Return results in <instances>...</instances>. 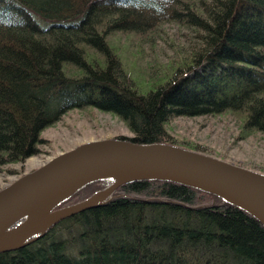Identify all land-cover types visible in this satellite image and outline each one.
<instances>
[{
    "label": "trees",
    "instance_id": "1",
    "mask_svg": "<svg viewBox=\"0 0 264 264\" xmlns=\"http://www.w3.org/2000/svg\"><path fill=\"white\" fill-rule=\"evenodd\" d=\"M163 20L195 26L202 46L141 93L106 38ZM88 48L105 61H89ZM90 105L118 115L136 134L121 138L142 144L173 143L166 124L174 117L224 111L264 132V0H0V167L38 154L43 130ZM21 247L0 251V264H264V225L219 195L147 178Z\"/></svg>",
    "mask_w": 264,
    "mask_h": 264
},
{
    "label": "water",
    "instance_id": "2",
    "mask_svg": "<svg viewBox=\"0 0 264 264\" xmlns=\"http://www.w3.org/2000/svg\"><path fill=\"white\" fill-rule=\"evenodd\" d=\"M147 178L219 195L264 225V173L179 144L102 138L61 152L0 189V251L22 248L63 218L104 204L120 185ZM104 179L105 188L56 207L84 185Z\"/></svg>",
    "mask_w": 264,
    "mask_h": 264
},
{
    "label": "rangeland",
    "instance_id": "3",
    "mask_svg": "<svg viewBox=\"0 0 264 264\" xmlns=\"http://www.w3.org/2000/svg\"><path fill=\"white\" fill-rule=\"evenodd\" d=\"M197 32L195 26L185 22L163 20L151 30H119L108 34L106 39L122 60L125 70L136 80L138 90L148 93L178 67L191 61L195 51L201 49ZM87 50L89 61H105L100 50ZM70 65L67 63L65 67L78 71ZM168 122L166 131L173 143L264 173V132L244 130L242 118L232 111L177 116ZM135 135L114 113L92 105L69 109L58 122L43 130L41 138L44 140L39 144L38 154L23 162H10L0 167V189L51 157L83 142Z\"/></svg>",
    "mask_w": 264,
    "mask_h": 264
}]
</instances>
